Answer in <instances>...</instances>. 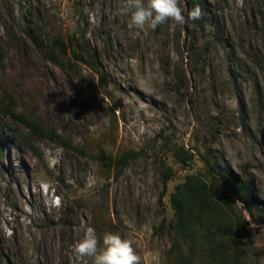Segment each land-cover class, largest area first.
I'll list each match as a JSON object with an SVG mask.
<instances>
[{
  "label": "rangeland",
  "instance_id": "374dc122",
  "mask_svg": "<svg viewBox=\"0 0 264 264\" xmlns=\"http://www.w3.org/2000/svg\"><path fill=\"white\" fill-rule=\"evenodd\" d=\"M209 1L222 43L208 26L193 31L192 20L132 28L124 0H0V106L46 133L10 117L13 131L0 129V264H92L71 251L88 227L101 244L106 232L131 240L142 264H221L203 245L171 256L170 195L187 173L208 176V153L264 203V28L254 19L264 0ZM57 39L74 42L83 61L63 71L46 60L35 42ZM195 42L211 45L193 61ZM88 47L99 74L87 67ZM176 146L195 155L186 170ZM126 152L138 155L118 177L98 160ZM161 163L175 174L162 198ZM237 206L231 214L245 226L236 251L243 264H264V223Z\"/></svg>",
  "mask_w": 264,
  "mask_h": 264
},
{
  "label": "trees",
  "instance_id": "16d2710c",
  "mask_svg": "<svg viewBox=\"0 0 264 264\" xmlns=\"http://www.w3.org/2000/svg\"><path fill=\"white\" fill-rule=\"evenodd\" d=\"M188 13L194 6L198 5L203 9L201 19L192 21L191 27L193 31L199 32L207 26L213 29V38L211 40L224 41L223 25L219 14L211 13L209 0H181ZM260 17L255 19V29L264 28V12L258 11ZM262 31V30H259ZM36 41L34 36H31ZM227 42V41H226ZM37 43L43 57L55 63L61 70L66 71V66L72 61L82 62L83 58L76 50L74 42H63L55 40L53 46H46L43 43ZM40 43V44H39ZM211 42H207L204 48L200 49L198 42L191 46L190 55L195 57H203L210 49ZM57 49V53H55ZM94 58L87 67L96 74L101 73V65L97 60V56L89 47L83 52ZM3 61V47L0 46V65ZM231 67L242 69V64L231 62ZM101 80L104 75L100 76ZM13 118L17 122L24 125L29 131L39 136H46V133L35 123L29 121L25 117L16 114L9 107L0 106V129L3 132L13 131L7 123L6 118ZM54 134H50L51 137ZM57 139V136H56ZM63 146L68 145L65 141H61ZM2 143L0 139V154L2 153ZM174 160L184 169L193 162L195 155L191 150L184 146L172 149ZM138 154L134 152H126L118 157L100 155L98 160L106 167L112 169L116 177L120 176L127 164L136 159ZM206 167L207 177L198 174L187 173L177 186L175 191L170 195L171 208L174 213V231L175 240L171 248V256L181 250H189L190 253L195 246H204V255L211 260L221 259V264H243L241 256L235 248V236L244 228L245 221L243 218H235L231 214V207L237 205L245 210L248 215L261 218L264 223V203L255 195L252 185L249 181L238 177L228 166L224 168L220 161H215L210 154L205 153L202 158ZM161 174L164 191L161 198L167 190V185L173 180L175 174L173 169L164 163H161ZM242 212V211H241ZM163 226V225H162ZM193 256V253L190 254ZM228 256V258H227ZM183 257V256H182ZM177 259L174 264H190V261H181ZM3 261L0 253V263Z\"/></svg>",
  "mask_w": 264,
  "mask_h": 264
},
{
  "label": "clouds",
  "instance_id": "9594fccd",
  "mask_svg": "<svg viewBox=\"0 0 264 264\" xmlns=\"http://www.w3.org/2000/svg\"><path fill=\"white\" fill-rule=\"evenodd\" d=\"M122 11L128 15L130 27L153 31L168 22L184 25L188 20L201 19L204 14L203 9L196 5L186 18L180 0H124ZM71 251L77 260L91 258L92 264H142V257L131 240L118 233L106 232L101 244L92 227H88L82 238L72 244Z\"/></svg>",
  "mask_w": 264,
  "mask_h": 264
}]
</instances>
